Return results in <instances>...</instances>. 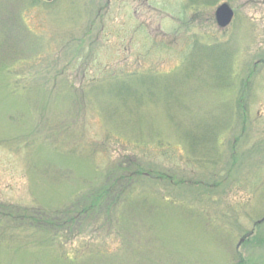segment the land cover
I'll return each mask as SVG.
<instances>
[{
    "label": "rangeland",
    "instance_id": "rangeland-1",
    "mask_svg": "<svg viewBox=\"0 0 264 264\" xmlns=\"http://www.w3.org/2000/svg\"><path fill=\"white\" fill-rule=\"evenodd\" d=\"M0 264H264V0H0Z\"/></svg>",
    "mask_w": 264,
    "mask_h": 264
},
{
    "label": "trees",
    "instance_id": "trees-1",
    "mask_svg": "<svg viewBox=\"0 0 264 264\" xmlns=\"http://www.w3.org/2000/svg\"><path fill=\"white\" fill-rule=\"evenodd\" d=\"M37 2H39V0H36ZM130 74H133L132 75V78H134V79H136V81L138 80V81H140V80H142V73H130ZM125 77H127L128 75L127 74H125L124 75ZM98 83H99V81H97ZM96 81L94 82H91L90 84H91V86H92V88H94V87H97V83ZM116 87V92H115V94H121V96H122V93L123 94H125L124 96H127L126 97V101L128 100V99H133V100H135V102H136V105H134V106H132V108H130V107H128L127 105H126V109L128 110V113H129V111H131V109L134 111V112H136V110L137 109H139L140 107H141V102L140 101H138L137 99L138 98H136V97H138V94H139V90L137 89L136 91H135V93H133V85H121V86H115ZM140 95H141V93H140ZM142 97V96H141ZM116 110L117 111H120V109H119V107H117L116 108ZM117 125H127V123H124V122H122V123H117ZM134 131V130H133ZM135 132V131H134ZM136 134H137V136L135 135V137H136V139H131V138H129L130 140H132V141H128V140H126V138L125 137H119V138H117L119 141H121V142H124L125 144L124 145H127V143H129V144H131L133 147H141V146H147V144L148 145H150V144H152V142H151V140H148L149 138H143V137H141L137 132H135ZM121 168H124V167H121ZM109 177L108 178H111V179H113V176H112V172L110 173L109 172ZM137 174L138 175H140V172H137L136 174H134V175H132L133 176V179L137 176ZM138 190V189H137ZM131 195H133V194H131ZM129 195H127V197H128ZM99 197V194H97V198ZM126 198V197H125ZM126 202L128 201V200H125ZM127 204V203H126ZM126 207V206H125ZM88 211V210H87ZM122 211H123V208L121 207H118V211H117V213H118V216L120 217L121 216V214H122ZM127 211V210H126ZM49 225V224H48ZM126 233H128L127 231H126ZM120 236H122V233H120ZM86 251L85 252H87V255H91L92 257L93 256H95L96 255V253H98L99 255L101 254V255H105V256H109V257H116V255H114V253H112V254H108V253H105V252H95V249H93L92 247H90V246H87L86 247ZM85 256V255H84Z\"/></svg>",
    "mask_w": 264,
    "mask_h": 264
},
{
    "label": "water",
    "instance_id": "water-1",
    "mask_svg": "<svg viewBox=\"0 0 264 264\" xmlns=\"http://www.w3.org/2000/svg\"><path fill=\"white\" fill-rule=\"evenodd\" d=\"M46 3H51L54 0H42ZM217 24L220 28L228 27L233 18H234V11L228 4H222L215 13Z\"/></svg>",
    "mask_w": 264,
    "mask_h": 264
}]
</instances>
